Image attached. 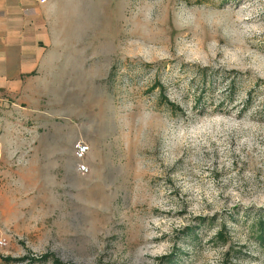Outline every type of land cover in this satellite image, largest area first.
Masks as SVG:
<instances>
[{
  "label": "rangeland",
  "instance_id": "374dc122",
  "mask_svg": "<svg viewBox=\"0 0 264 264\" xmlns=\"http://www.w3.org/2000/svg\"><path fill=\"white\" fill-rule=\"evenodd\" d=\"M76 12L91 21L59 78L0 99V264H264L250 236L264 210V0H81Z\"/></svg>",
  "mask_w": 264,
  "mask_h": 264
},
{
  "label": "crops",
  "instance_id": "0c3cea01",
  "mask_svg": "<svg viewBox=\"0 0 264 264\" xmlns=\"http://www.w3.org/2000/svg\"><path fill=\"white\" fill-rule=\"evenodd\" d=\"M76 1L0 0V99H21L29 86L51 84L63 55L79 53L69 39L91 17L76 12Z\"/></svg>",
  "mask_w": 264,
  "mask_h": 264
},
{
  "label": "trees",
  "instance_id": "16d2710c",
  "mask_svg": "<svg viewBox=\"0 0 264 264\" xmlns=\"http://www.w3.org/2000/svg\"><path fill=\"white\" fill-rule=\"evenodd\" d=\"M157 86L159 87V85ZM159 88H160V92H159L160 103L168 107L172 112L181 113L182 112L181 108L175 103H172L167 99V97L165 96L163 92V87L160 85ZM228 89L229 90L227 92V96L223 100L230 99L232 94H234V83H232V85H229ZM250 102H251V98L249 94L247 99L245 100V103L243 104L242 110L240 111L241 113H243L245 110H247V108H249L248 106L250 105ZM194 103H195V106H199L201 104V99L195 98ZM198 220H199L198 222L200 225L204 224L207 221L209 222L210 225H213L214 223H216L217 219L215 218L206 219L204 217L202 218L200 217ZM250 236L252 240L254 241V243L259 248L264 249V210H260V212L256 214L255 217H253L251 221V225H250ZM214 240H216L219 243V245L222 247L228 246V249L225 252V256L226 257L229 256L230 251L232 250L231 245H230L231 239L229 237V234L224 224H221L219 229L214 234ZM171 258L172 257L165 256L161 258L160 260L163 262V264H171L172 262ZM1 260L4 263L15 262V263H23V264H45L47 262H51L52 264H64L58 259L54 258L53 255L50 253L42 254L30 260L26 255L19 259L2 258Z\"/></svg>",
  "mask_w": 264,
  "mask_h": 264
},
{
  "label": "built area",
  "instance_id": "2783aa9c",
  "mask_svg": "<svg viewBox=\"0 0 264 264\" xmlns=\"http://www.w3.org/2000/svg\"><path fill=\"white\" fill-rule=\"evenodd\" d=\"M41 2H44L45 0H40ZM89 145L81 140L76 141L74 143V157L79 160L82 161L84 159V157L87 155V153L89 152ZM78 171L82 174H86L88 172V168L84 165V164H79L78 165ZM0 245H5V241L4 240H0Z\"/></svg>",
  "mask_w": 264,
  "mask_h": 264
}]
</instances>
